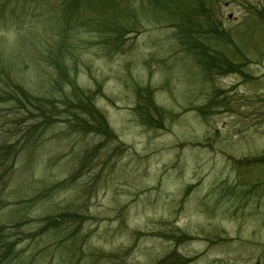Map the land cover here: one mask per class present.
Masks as SVG:
<instances>
[{
    "label": "rangeland",
    "instance_id": "1",
    "mask_svg": "<svg viewBox=\"0 0 264 264\" xmlns=\"http://www.w3.org/2000/svg\"><path fill=\"white\" fill-rule=\"evenodd\" d=\"M76 1L0 0V264H264V0L207 75L191 0Z\"/></svg>",
    "mask_w": 264,
    "mask_h": 264
},
{
    "label": "trees",
    "instance_id": "2",
    "mask_svg": "<svg viewBox=\"0 0 264 264\" xmlns=\"http://www.w3.org/2000/svg\"><path fill=\"white\" fill-rule=\"evenodd\" d=\"M66 1V0H62ZM211 0H191V11L187 19L181 20V24H176V27L178 30L181 31L182 36L179 35V42L180 44L189 50L190 54L194 58H203L204 56L208 55H218L217 51H213L212 54L209 51L210 46L208 43L212 41L219 40L220 34L222 36L223 31L219 28L217 25V22L215 21L214 17L209 11V2ZM79 1L76 0H67V3L71 4L73 7H76ZM194 3V5H193ZM195 6V7H194ZM263 11V10H262ZM264 12V11H263ZM264 22V21H262ZM183 25H185L186 28L183 29ZM122 30L120 26H116L115 29L112 30V34H116V40L119 39L121 36ZM183 35L186 39L190 40V42H186L183 39ZM196 43H195V42ZM61 47V46H59ZM62 48V47H61ZM221 54V53H220ZM227 58L217 59L210 62L212 67L217 68H223L222 71L230 70V62L228 60H224ZM57 64L58 62L55 61ZM197 64L200 65V68L205 72H208V63L205 60H199L197 61ZM59 65V64H58ZM64 64L62 66H58L59 69V76H61V71L64 69ZM75 91V97L81 103L82 106L88 107L90 103L89 98L85 95L83 91H81L79 88H74ZM17 97L19 100H22L20 103L27 108L28 104L33 105L31 102V96H29L28 93L24 92L21 88H17L15 90ZM79 93L78 95H76ZM13 95V99L17 100L16 96ZM86 100V101H84ZM93 110V108H92ZM91 115V112H90ZM92 120L96 122V124H101L102 122V116L95 114L91 116ZM4 254L8 252H4ZM1 257V255H0Z\"/></svg>",
    "mask_w": 264,
    "mask_h": 264
}]
</instances>
